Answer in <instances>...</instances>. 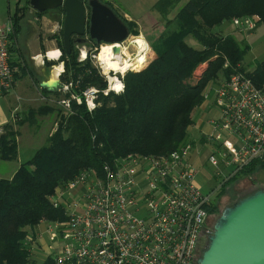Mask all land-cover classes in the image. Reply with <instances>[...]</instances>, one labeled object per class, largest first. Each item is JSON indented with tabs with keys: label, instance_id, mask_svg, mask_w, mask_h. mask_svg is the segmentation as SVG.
Returning a JSON list of instances; mask_svg holds the SVG:
<instances>
[{
	"label": "trees",
	"instance_id": "obj_1",
	"mask_svg": "<svg viewBox=\"0 0 264 264\" xmlns=\"http://www.w3.org/2000/svg\"><path fill=\"white\" fill-rule=\"evenodd\" d=\"M181 1L155 3L154 9L164 20L163 27L149 41L150 60L140 70L125 74L122 93H101L102 104L92 112L85 103L73 102L71 112H67L47 101L31 108L21 119L16 116L2 126L0 159L10 161L18 157L20 126H37L38 117L50 113L57 116L47 143L37 149L32 159L22 163L11 178L0 179V264L28 263L30 252L24 244L28 228L37 226L42 219L66 218L63 209L54 207L50 199L60 185L73 180L84 169L101 173L104 164H113L128 154L158 155L177 149L188 141V129L194 123L195 110L204 101L208 83L219 82L238 65L246 71L242 64L249 44L234 34L224 33L223 25L235 17L252 15L264 24V0H188L178 8ZM25 10L17 8L14 14L10 13L15 32ZM57 10L64 14L63 8ZM121 18L131 33L134 22ZM62 38L63 30L58 40L65 68L61 81L81 79L80 89L89 85L106 88L107 81L90 60L93 48L88 50L87 60L80 62L77 45L73 44L69 54ZM193 39L198 47L192 44ZM148 51L149 45L142 50L140 62ZM204 63H208V68L201 78L192 81ZM246 72L264 88V61L258 62L254 71ZM257 166L264 169V156L227 180ZM44 264L55 262L49 257Z\"/></svg>",
	"mask_w": 264,
	"mask_h": 264
},
{
	"label": "built area",
	"instance_id": "obj_2",
	"mask_svg": "<svg viewBox=\"0 0 264 264\" xmlns=\"http://www.w3.org/2000/svg\"><path fill=\"white\" fill-rule=\"evenodd\" d=\"M231 22L237 31L250 33L259 18L235 17ZM13 34L9 18L0 25V95L16 83L17 70L11 62ZM100 50H93L91 57L97 59ZM87 57L81 53L79 61ZM102 71L106 88L89 85L80 89L81 79L61 81L57 93L65 97H53L50 102L67 112L73 102L85 103L94 111L101 93L120 94L125 89V74L113 73L115 80L111 81ZM203 98L204 102L212 98L218 109L214 131L207 136L212 143L207 161L214 167L233 166L227 180L264 156V88L238 65L229 76L209 85ZM192 150L186 142L166 154H128L104 164L101 173L84 169L60 185L50 199L66 218L43 221L49 237L47 257L52 256L55 264H198L202 238L211 231L212 199L225 180L211 193H204L197 181L200 169L188 157ZM32 237L27 235L29 246Z\"/></svg>",
	"mask_w": 264,
	"mask_h": 264
},
{
	"label": "rangeland",
	"instance_id": "obj_3",
	"mask_svg": "<svg viewBox=\"0 0 264 264\" xmlns=\"http://www.w3.org/2000/svg\"><path fill=\"white\" fill-rule=\"evenodd\" d=\"M19 1H27V0H0V25H4L9 21L10 13L14 14L16 12V9L18 8V2ZM102 2L106 3L108 0H101ZM115 9L118 11L119 16H124L125 13L128 14L131 17L132 22H134V27L132 32L130 33V37H133V43L136 46H139L140 49V55L143 49H145L149 45V51L147 52L146 57L140 62L139 57L135 60L136 65L134 69H129L130 71H137L143 68L144 61L147 58L146 63L150 60L152 56V48L150 46V39H152L155 35H157L161 27H163L164 20L162 16L154 9V5L158 0H113ZM188 0H182L179 4L178 8L182 5H184ZM20 9H24V7H21ZM120 16V17H121ZM259 25V24H258ZM257 25V27H258ZM218 30V28H216ZM60 37V35H59ZM144 38V39H142ZM250 40V39H249ZM147 41V42H146ZM192 44L196 47L199 46V44L193 39ZM59 45V44H58ZM103 45V44H102ZM123 45H125L126 53L131 54L130 56H133L136 54V48L134 45L129 44V42L126 40ZM130 45V46H128ZM142 45V46H140ZM147 45V46H146ZM146 46V47H145ZM89 49L88 45H79L80 54L82 51H85ZM97 52V51H93ZM139 55V56H140ZM79 58V57H78ZM251 58V55H246L245 59L249 60ZM244 59V60H245ZM90 60L92 61L93 66L98 70L99 74L102 76V78L105 80L103 75V69L99 65L97 59H93L90 57ZM139 61V63H138ZM63 62V61H62ZM133 63V62H132ZM145 63V64H146ZM64 64V62H63ZM253 65V64H252ZM145 66V65H144ZM245 68V66L243 65ZM208 68V63L202 64L195 72V79L192 81H196L199 78L202 77L203 73ZM246 70V68H245ZM62 74L60 75V77ZM30 80L29 77L23 78L21 75L19 77L20 80ZM222 79V78H220ZM66 81V80H65ZM69 81V80H68ZM24 82V81H23ZM216 81H211L208 83L206 88L214 84ZM205 88V90H206ZM10 96H13L12 94ZM33 95H31L32 97ZM53 97L61 98L65 97L64 94H58L53 95ZM52 97V98H53ZM24 98V97H23ZM30 98V97H29ZM15 103L19 106V119L23 117L25 113H27L31 108H38L39 106L46 104V101L44 100H31L30 99H20L18 102L16 98L14 97ZM52 103V102H51ZM55 104V103H54ZM102 102L100 101V105ZM56 115L51 113L49 115L43 116V118L38 117L39 122L37 126H32L25 124L23 126H20V140H19V147L21 152V159H23L22 163L28 162L30 159L33 158L34 154L36 153L37 149L40 148L42 145L47 143L48 139V133L51 129V127L54 125L53 121H56ZM56 128V125H55ZM193 138H188L187 143L191 144L193 146L192 152L189 154V159H196L198 160V168H200V171L198 173L197 181L199 185L201 186V189L204 193H211L214 189L218 188L220 184L225 180L226 177L229 176V174H232L233 172V166H219L214 167L212 166L208 161V155L211 150H207L203 147H201L198 144H194ZM197 142V141H196ZM183 145V144H182ZM182 145H180L178 148H180ZM177 148V149H178ZM194 163V161H193ZM17 162L14 163H1L0 165V172L2 173H8L11 166H15ZM195 164V163H194ZM196 165V164H195ZM237 173V172H236ZM264 187V169L260 166H257V168L248 171V172H242L240 173L237 178L229 179L224 184V188L222 190V193L220 195L216 196L212 199V202H215V207L213 211V217L210 218L211 220V228L210 230L213 231L214 224L216 220L221 215V212L226 206H232L235 203H237L241 198L244 196L250 194L251 192H254L258 190L259 188ZM221 189V187H220ZM219 189V191H220ZM44 219L40 221V223L33 227L28 228V236L30 238L32 237L34 240L30 241L28 245L26 244V238L24 240V244L26 246L32 247L30 249V256L29 261L26 264H44L47 258L52 257L48 255V250L46 248L50 249L49 246V237L45 233V229L47 227V224L43 223ZM41 234V235H40ZM37 236V237H36ZM57 236L53 235V239H56ZM34 241H37L36 243ZM34 242V243H33ZM209 243L208 235L204 237L202 248L203 250L207 248ZM48 245V246H47ZM34 247V249H33ZM52 250L54 249V245H52ZM29 250V249H28ZM35 250V252L33 251Z\"/></svg>",
	"mask_w": 264,
	"mask_h": 264
},
{
	"label": "water",
	"instance_id": "obj_4",
	"mask_svg": "<svg viewBox=\"0 0 264 264\" xmlns=\"http://www.w3.org/2000/svg\"><path fill=\"white\" fill-rule=\"evenodd\" d=\"M37 12L64 9L63 43L83 45L87 35L98 44L123 43L130 36L127 23L101 0H29ZM119 54L120 48H113ZM50 92L61 87L59 78L41 82ZM208 246L198 264H264V188L251 192L232 206H226L208 235Z\"/></svg>",
	"mask_w": 264,
	"mask_h": 264
},
{
	"label": "crops",
	"instance_id": "obj_5",
	"mask_svg": "<svg viewBox=\"0 0 264 264\" xmlns=\"http://www.w3.org/2000/svg\"><path fill=\"white\" fill-rule=\"evenodd\" d=\"M113 2V0H108L106 4L110 5L118 13L114 6L115 2L114 4ZM21 7L26 10L23 13V17L19 20L16 32L14 30L11 46V62L17 70L16 83L10 92L0 95V128L12 122L16 116L19 117L20 110L18 104L15 103L14 97L17 102L20 99L30 98L31 100L50 102L53 94H47L50 91L43 88L41 82L50 78H59L61 80V69L64 68L60 58L57 59L58 55L59 57L62 55L58 40L63 30L64 14L56 10L38 14L36 10L29 6V1H19L18 8ZM121 17L131 20V17L126 13ZM222 31L226 34H234L239 40L248 42L250 49L246 55H251V58L249 60L245 59L242 64V66H245L246 71H254L257 63L264 61V24L259 23L254 31L244 33L237 31L232 22H230L223 25ZM48 52H55L53 54L56 55V58L48 57ZM21 75L23 78L29 77L30 80H23V82L21 79L19 82ZM11 94L13 96H10ZM31 95L33 96L31 97ZM217 117L218 109L214 105L213 99L203 101L195 110L194 123L188 129V138H193L194 144L210 150L212 143H208L207 136L214 131L213 120ZM52 128L49 132L55 130ZM20 155V147L18 146V157L16 159L10 161L0 159V165L2 162H17L15 166H11L8 173L0 172V179L11 178L15 174L23 162ZM191 161H194L196 164L194 165L198 167V160L191 159Z\"/></svg>",
	"mask_w": 264,
	"mask_h": 264
},
{
	"label": "bare ground",
	"instance_id": "obj_6",
	"mask_svg": "<svg viewBox=\"0 0 264 264\" xmlns=\"http://www.w3.org/2000/svg\"><path fill=\"white\" fill-rule=\"evenodd\" d=\"M133 37H130L127 39L129 44L134 45L136 48V54L133 56H130L131 54L126 53L125 45L122 43H114V44H103L100 50V53L97 57L98 61H100L102 68L104 70V73L108 75V78L111 79V81L115 80L113 77V73H119V74H126L129 69H134L136 65V59L140 55V49L139 46H136L132 41ZM144 39V38H142ZM115 46H118L120 48L119 54H115L113 52V48ZM130 46V45H128ZM141 46V45H140ZM52 53L48 54V57L54 59L56 58V55ZM60 53V52H59ZM62 53V52H61ZM82 57H87V52L82 51ZM61 58V57H59ZM133 62V63H132Z\"/></svg>",
	"mask_w": 264,
	"mask_h": 264
},
{
	"label": "flooded vegetation",
	"instance_id": "obj_7",
	"mask_svg": "<svg viewBox=\"0 0 264 264\" xmlns=\"http://www.w3.org/2000/svg\"><path fill=\"white\" fill-rule=\"evenodd\" d=\"M85 2H87L88 0H84ZM56 11H58L57 9H55ZM55 10H50V12L52 11V12H54ZM49 12V11H48ZM59 12V11H58ZM87 42L86 43H84L85 45H88V47H89V49H87V51L88 50H90L91 48H93L92 49V51L94 50V51H98V50H100V48H101V46L102 45H100V44H98L97 43V41L95 40V39H91L88 35H87ZM83 44V45H84ZM73 46V45H72ZM77 47L79 48V45H77ZM97 49V50H96ZM81 55V54H80ZM262 188H264V187H262ZM206 235H204L203 236V238L202 239H204V237H205Z\"/></svg>",
	"mask_w": 264,
	"mask_h": 264
}]
</instances>
